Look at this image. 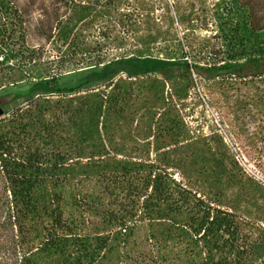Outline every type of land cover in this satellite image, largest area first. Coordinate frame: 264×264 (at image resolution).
Wrapping results in <instances>:
<instances>
[{
  "label": "trees",
  "instance_id": "trees-1",
  "mask_svg": "<svg viewBox=\"0 0 264 264\" xmlns=\"http://www.w3.org/2000/svg\"><path fill=\"white\" fill-rule=\"evenodd\" d=\"M228 1L224 56L182 16L188 59L182 37L140 34L126 0H0V91L27 86L0 97L20 101L0 114V264H264V182L189 120L201 93L231 84L193 74L206 57L213 73L264 59V0ZM34 13L43 42L30 44ZM153 57L184 72L130 63ZM70 68L96 70L62 88Z\"/></svg>",
  "mask_w": 264,
  "mask_h": 264
},
{
  "label": "rangeland",
  "instance_id": "rangeland-1",
  "mask_svg": "<svg viewBox=\"0 0 264 264\" xmlns=\"http://www.w3.org/2000/svg\"><path fill=\"white\" fill-rule=\"evenodd\" d=\"M228 3V0H126L121 8L127 14L135 17L141 14L140 17H137L140 34H145L153 23L161 28V31H167L169 35H174L176 38L182 37L185 41L184 46L187 48L186 56L190 59L193 54L191 44L188 42L192 33L186 25L181 23V19L184 16L190 19L194 15L199 16L195 22H191L193 28L201 27L199 30L196 29L193 35L199 39L203 46L219 49L222 52L220 56H224L225 48L221 49L220 37L217 36L220 18H223L220 17L221 10ZM149 12H152V17H148ZM147 17L150 18L149 22L146 20ZM35 18L36 14L34 13L30 18V44L43 42L32 29ZM45 50L50 59L57 53L52 45H46ZM212 60L213 57H206V61L201 62L199 67L193 70V74L203 80L212 79L216 74H229L231 79L228 82L231 84L220 88L209 87L210 91L205 92L206 97L203 98L201 93L199 95L200 102L197 101L194 105H190L193 112L189 120H191V124L202 125L204 130L208 126L218 129L236 167L246 176L264 182V59L258 61L240 59L235 68L221 73L210 71L209 66H211ZM130 63L140 69H150L158 76L176 75L184 72L176 67L178 62L159 57L132 59ZM171 65L174 67L168 69ZM94 70L96 69L70 68L59 74L57 83L62 88H74L82 84L83 78ZM84 88L87 87L84 86ZM26 91L27 86L21 85L18 88L0 91V97L9 92L25 94ZM19 102L5 105L0 108V111L10 112Z\"/></svg>",
  "mask_w": 264,
  "mask_h": 264
},
{
  "label": "water",
  "instance_id": "water-1",
  "mask_svg": "<svg viewBox=\"0 0 264 264\" xmlns=\"http://www.w3.org/2000/svg\"><path fill=\"white\" fill-rule=\"evenodd\" d=\"M0 114H1V111H0Z\"/></svg>",
  "mask_w": 264,
  "mask_h": 264
}]
</instances>
